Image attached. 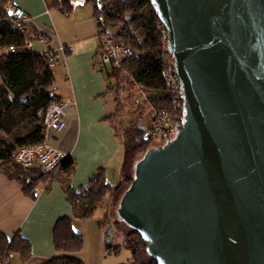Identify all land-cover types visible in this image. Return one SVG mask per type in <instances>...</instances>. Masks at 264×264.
I'll list each match as a JSON object with an SVG mask.
<instances>
[{"label":"water","instance_id":"95a60500","mask_svg":"<svg viewBox=\"0 0 264 264\" xmlns=\"http://www.w3.org/2000/svg\"><path fill=\"white\" fill-rule=\"evenodd\" d=\"M152 2L183 122L135 164L119 222L158 264H264V0Z\"/></svg>","mask_w":264,"mask_h":264},{"label":"trees","instance_id":"16d2710c","mask_svg":"<svg viewBox=\"0 0 264 264\" xmlns=\"http://www.w3.org/2000/svg\"><path fill=\"white\" fill-rule=\"evenodd\" d=\"M77 2L92 5V17L98 28L99 51L104 38L129 46L133 54L118 65L100 72L105 74L104 96L114 100L115 111L104 118L123 146L124 159L121 181L112 186L107 182L104 168L98 169L88 184L79 189L64 185V192L73 209V218L92 219L96 210L110 199L111 208L117 210L120 200L134 179L137 161L156 142L153 131L158 116L183 117V99L166 89L163 78V43L160 34L161 19L152 0H45L48 10L70 17ZM14 0H0V174L17 181L23 193L36 199L39 185L48 184L61 176L69 177L75 170V161L69 156L57 168L45 172L39 163L24 167L16 160L18 151L26 146L48 143L44 119L39 113L59 100L53 87L56 80L51 65L53 49L37 53L27 49L25 40H35L40 34L47 36L29 23L14 20L7 12ZM20 25V26H19ZM14 46L17 52L11 53ZM56 58V54H54ZM99 57V53L97 54ZM155 59L161 72L162 85L151 86L142 81L143 61ZM152 148V147H151ZM73 218L57 221L53 230V245L57 256L46 264H85L78 254L84 248V237L73 228ZM119 221H117L118 223ZM121 227L124 224L118 223ZM125 225V224H124ZM108 232L110 251L121 247L131 252L134 264H158L147 252L148 243L136 230ZM123 239L118 245L117 237ZM111 245V247H110ZM32 256L30 242L17 233L12 239L0 237V264H24Z\"/></svg>","mask_w":264,"mask_h":264},{"label":"crops","instance_id":"0c3cea01","mask_svg":"<svg viewBox=\"0 0 264 264\" xmlns=\"http://www.w3.org/2000/svg\"><path fill=\"white\" fill-rule=\"evenodd\" d=\"M82 3L77 2L72 15L66 17L48 10L45 0H14L13 7L20 9L29 18V24L48 38L35 42L32 50L44 53L51 48L55 51L52 68L56 80L55 94L60 101L70 105L66 108V128L54 133L49 145L67 153L76 163L71 176H61L48 184L39 185L34 200L23 193L17 181L0 174V237L12 239L20 233L30 242L32 256L24 264H46L57 256L53 245L54 227L61 218H73V209L64 192L65 184L74 190L79 189L87 185L100 168L105 169L110 185L116 186L122 179L124 155L116 153L123 146L104 121L114 112H109L105 102L108 98L104 96L105 74L96 67L98 28L92 12ZM2 82L0 73V85ZM106 206L108 216L102 220L104 225L109 217L116 214L110 199ZM83 222L73 218V228L82 235ZM95 226H98V221ZM102 227L93 229L97 246L100 245ZM104 250H107L105 242ZM82 255L81 251L78 257L82 259Z\"/></svg>","mask_w":264,"mask_h":264},{"label":"built area","instance_id":"2783aa9c","mask_svg":"<svg viewBox=\"0 0 264 264\" xmlns=\"http://www.w3.org/2000/svg\"><path fill=\"white\" fill-rule=\"evenodd\" d=\"M7 12L18 22V24L29 23V18L20 9L10 6L8 7ZM159 27L163 43L162 60L164 84L166 89H168L173 95L177 98H182V87L176 72V62L169 51V32L162 22ZM43 40L44 39L40 34H38L35 40L27 38L25 40L26 48L32 50L35 42ZM61 50L63 51L64 48H61ZM9 51L15 53L17 52V48L11 46ZM50 54L52 55L51 65L53 66L55 62V51L53 50ZM132 54V49L129 46L104 38L98 59L101 65L111 64L116 66ZM55 90V87H53V91ZM69 105V102L53 100L47 109L44 111L42 110L39 113V117L44 119L48 141L51 140L54 133L60 132L66 128V108L69 107ZM179 107L183 108V105L180 104ZM182 122L183 117L180 115L174 116L164 114L158 116L153 131V136L156 138L153 147L157 148L163 146L168 141L174 139L182 126ZM68 157L69 155L67 153L52 147L48 142L42 145L21 148L16 155V160L24 167H32L34 164L39 163L45 172H50L55 170L57 166Z\"/></svg>","mask_w":264,"mask_h":264},{"label":"rangeland","instance_id":"374dc122","mask_svg":"<svg viewBox=\"0 0 264 264\" xmlns=\"http://www.w3.org/2000/svg\"><path fill=\"white\" fill-rule=\"evenodd\" d=\"M84 7H87L88 10L92 12V5L83 2L81 4ZM85 11V10H84ZM96 67L101 70V68H105L104 66H101L99 63H96ZM108 69L112 67L111 64H108L106 66ZM142 81H144L145 84L151 85V86H160L162 85V79H161V72H160V66L157 60L155 59H149L143 61V65L141 68V73H140ZM105 102L107 103L110 113H113L115 111V104L114 100L111 96H107ZM153 147V145L151 146ZM150 147V148H151ZM116 155H124L123 149L120 148L119 151L116 153ZM142 157V156H141ZM140 157V158H141ZM118 180V179H116ZM117 182V181H115ZM109 198L106 199L104 204H102L95 212L93 218L88 221L84 220L82 224V232H83V237H84V248L82 250L83 255H82V260L84 261L85 264H134L132 260V255L131 252L124 248L121 247L119 251H110V249H107L106 251L104 250V235L106 231L109 229V227L112 225L115 228V232H126L127 228L125 227L124 224L122 225V231L120 225L117 223L119 221L117 217V213L106 221L105 225L103 224L102 220L107 218V210H106V204ZM115 211V210H113ZM100 218V219H99ZM101 220V221H100ZM96 221H98V226H95ZM103 226V227H102ZM102 227V231L100 230V241H99V246H97L96 241H95V235H93V229H100ZM75 230V229H74ZM82 234V233H80ZM123 239L120 237V235L117 237V242L118 245L122 244Z\"/></svg>","mask_w":264,"mask_h":264}]
</instances>
